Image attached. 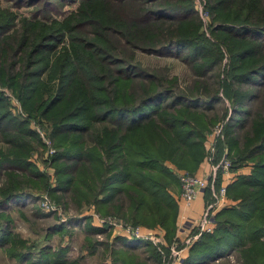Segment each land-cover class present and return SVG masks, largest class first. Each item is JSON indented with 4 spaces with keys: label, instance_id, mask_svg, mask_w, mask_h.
<instances>
[{
    "label": "trees",
    "instance_id": "1",
    "mask_svg": "<svg viewBox=\"0 0 264 264\" xmlns=\"http://www.w3.org/2000/svg\"><path fill=\"white\" fill-rule=\"evenodd\" d=\"M41 2L46 0H18ZM205 10L215 40L206 36L194 0H81L79 12L63 22H26L13 44L6 31L14 15L0 8V179L6 178L0 181L1 248L15 258H32L16 248L25 244L8 211L14 202L39 200L36 189L69 196L77 211L86 203L135 225H161L172 243L179 203L174 200L171 209L166 202L169 183L178 186L180 180L167 162L197 172L207 125L226 118L231 107L219 158L231 159L232 172L247 166L251 171L227 184L230 203L216 213L213 230L190 245L182 264L234 254L241 264H264V0H206ZM91 23L97 34L88 40L82 33ZM67 34L71 46L60 51L58 42ZM137 48L179 57L193 65L195 84L207 88L214 80L215 87L196 97L160 90L155 76L135 63ZM5 87L13 89L27 117L14 112ZM31 119L45 129L54 154L30 127ZM36 154L43 165L32 159ZM223 182L220 175L217 185ZM205 195L208 200L209 189ZM86 221L84 247L93 253L101 241L91 238L111 232L94 226L90 215ZM56 228L68 230L63 223ZM114 239L122 245L114 249L112 264H161L150 240ZM70 248L65 243L52 254L53 247H46L45 264L78 263L62 256ZM51 255L53 262L47 261Z\"/></svg>",
    "mask_w": 264,
    "mask_h": 264
},
{
    "label": "rangeland",
    "instance_id": "2",
    "mask_svg": "<svg viewBox=\"0 0 264 264\" xmlns=\"http://www.w3.org/2000/svg\"><path fill=\"white\" fill-rule=\"evenodd\" d=\"M194 1L198 10L199 17L202 19L203 24H205L203 30L206 32V36L215 40V37L210 34V32L206 28L211 19V17L208 16L207 11L205 10L206 0ZM80 5L81 0H75L73 2H63L61 0H46L45 3L41 2L38 5H23L19 4L18 0H0V8L4 11L12 13L15 18L14 26H11V28L6 31L7 34H10V43L13 44L18 42L24 31H26V22L32 23L34 21H38L41 25L46 23L45 25L48 24V26H51V24H53V22L55 21L63 22L67 17L78 13L80 10ZM94 23L98 25L99 22L96 21ZM29 25L30 24H28V26ZM86 29L87 30H85L82 35L88 40L96 36L97 31L93 29L92 23L87 25ZM71 43L72 40L70 39L68 34L65 36V38H61V40L58 42L60 51L63 49V47L70 48ZM133 59L135 63L142 66L141 68L144 71H147L148 73H151L155 76V81H153V83H156L158 85V89L164 90L169 88V90L172 91L173 95L179 94L187 95L189 97H196L199 95L201 96V94L204 93L209 87H215V84H213L214 80H210V82H208L210 84H208L207 88H204V86L199 87L198 84H195V81L198 77L194 71L193 65L174 55H159L155 53H149L137 48L135 50V56L133 57ZM11 61L17 62L18 57H13L12 55ZM227 62L228 57H225L223 64H226ZM19 67L20 65L17 66V68ZM45 78H47V76H45ZM54 85H57V80ZM2 89L5 91L6 95L13 104L14 112L27 117V113L22 109L21 103L15 96V92L13 91V89L9 87H5ZM226 103L230 107V103L228 101ZM232 112L233 111L230 107L228 116L226 118L220 119L219 121L217 120L215 122H209V125H207L208 127L206 131L205 158L202 164L207 162V157L209 156V135L213 131H215V129L219 125H223V129L222 134L217 139L216 159L218 160L221 158H219V146L220 144H223L222 142L225 139L224 126L230 116L233 115ZM29 124L33 130L39 132L42 136L41 130L43 129L45 131V129L37 119H31ZM2 144L3 146H6L5 143ZM32 159L38 162L39 165H43V162L38 154L33 156ZM167 165L169 166V170H173L179 180L181 172L189 171L186 168L177 166L171 161L167 162ZM50 170L54 173L55 169L52 167ZM194 174L197 173L195 172ZM172 175L174 176L173 173ZM5 179L6 178L1 177V183L5 181ZM52 183L55 182L53 181ZM179 185L175 186L173 183H169L168 191L173 198L170 197L169 201L166 202V204H168L171 209L173 208V202L176 201L177 204L179 203V197L181 195V189ZM33 192H36L39 197L44 194H48L52 201H55L62 206L63 211L61 214L52 211H46L42 208L40 199L36 202L26 200L24 202L20 201L17 203H12L8 212L10 214L9 216L13 219V231L19 236L18 238L24 240L25 244H18L16 248L22 249V251L29 252L32 258L27 261L26 259L12 257L9 252L0 247V264H45V260L43 258L44 249L48 246L53 247L51 251V253L53 254L56 250V252H59L60 245H65V243H68L71 248L66 254L63 253L62 256L68 257L73 260H78V263L71 264H105L106 261L110 259V257L114 256V249L116 250L121 247V242L113 244L115 239L113 238L111 231H109L111 232L110 234L99 232L91 239L101 242L95 245V250L93 253H91L90 248H86L84 247V245L87 236L86 229L88 227L86 216H88V213L96 211L94 207H91V205H86V203H84L83 206L79 209L80 211H77L73 203L70 202L69 196L63 195L61 193L51 194L45 190L40 189L33 190ZM154 215L155 213H151V215L149 216V218L153 221H155ZM170 215L171 213L169 212L168 218ZM62 217L66 218L65 221L62 220ZM127 222L133 224L131 221ZM2 223L3 221L0 220V230L2 229ZM62 223L68 229L67 231H61V228H56ZM92 224L96 226L94 224L93 217ZM141 226L146 227V225L143 224ZM146 228L159 229L163 227L161 225H156L154 227L148 226ZM151 242L158 248L159 252L161 253V264H163L165 258L166 260H168V256L170 254L167 253L166 248L160 247V244L157 243L156 240H153ZM138 253L143 258L147 257V255L149 254V252L148 254L144 253V249L138 250ZM54 257L55 256L51 255V258L49 257L47 261L53 262L55 259ZM240 259V255L234 254L230 257L218 260L213 264H241ZM156 263H154V261H150L147 264ZM207 264H211V262Z\"/></svg>",
    "mask_w": 264,
    "mask_h": 264
},
{
    "label": "built area",
    "instance_id": "3",
    "mask_svg": "<svg viewBox=\"0 0 264 264\" xmlns=\"http://www.w3.org/2000/svg\"><path fill=\"white\" fill-rule=\"evenodd\" d=\"M40 129V128H39ZM223 125H219L215 131L209 135V156L207 163L209 171L205 174L198 175L188 171L181 172V199L184 208H190L194 201L203 195L207 189L210 190L211 196L207 200L205 208L199 219H192L187 215L182 216V222L178 227L179 236L175 237L170 245H167L170 250L168 260L163 261V264H178L183 261L182 253L189 249L190 245L200 237L203 232H210L213 230L216 222V213L224 206L230 203L227 195V178L232 173V161L227 155H223L220 159H216L217 154V139L222 134ZM40 131V130H39ZM42 137L49 146L48 154H54L56 149L52 147V141L47 137L46 132L41 130ZM222 175L224 182L218 186L217 181ZM41 206L46 211L62 213V206L55 201H52L48 194L40 197ZM93 217L94 224L97 227H108L114 229L119 233H126L131 238H151L160 244V247H165L166 242L157 235L155 230L143 232L141 225L128 223L123 218L117 215H100L96 211L88 213ZM64 218V219H63ZM65 217L62 220L65 221Z\"/></svg>",
    "mask_w": 264,
    "mask_h": 264
},
{
    "label": "crops",
    "instance_id": "4",
    "mask_svg": "<svg viewBox=\"0 0 264 264\" xmlns=\"http://www.w3.org/2000/svg\"><path fill=\"white\" fill-rule=\"evenodd\" d=\"M209 171V165L207 162L201 164L199 170L196 172L198 175H202V174H205ZM251 171V167L250 166H247V167H244L238 171H233L229 177H226L227 178V184L229 182H231L232 180L235 179V177L239 174V173H249ZM209 200V199H208ZM206 202H207V199H206V195L205 193L203 195H201L200 198H198L197 200L194 201L193 205L190 207V208H184V205H183V201L181 199V196L179 197V215H178V220H177V224H178V227L180 226L181 222H182V216H185L187 215L188 217H191L192 219H199L200 218V215L202 214L204 208H205V205H206ZM185 214V215H184ZM142 227V231L145 233L147 231H151V230H155L157 235L160 236L165 242V247L166 249H168L167 245H170V240H168L167 238V231L164 229V228H157V229H152V228H146L144 226H141ZM110 231L112 232V235H113V238L115 237H124V238H127L129 240H135L136 238H131L128 234L126 233H122V232H118L114 229H110ZM177 235L178 237L179 236V231H177ZM139 239H144V240H150V241H153L151 238L147 237V238H139ZM112 242V241H111ZM189 254V249H186L183 253H182V258H183V261L184 259L188 256ZM113 256L110 257L109 260L106 261L105 264H112L113 262ZM221 260V259H220ZM182 261V262H183ZM218 261V260H217ZM215 261V262H217ZM182 262L178 263V264H182ZM214 262H211V264H213Z\"/></svg>",
    "mask_w": 264,
    "mask_h": 264
}]
</instances>
